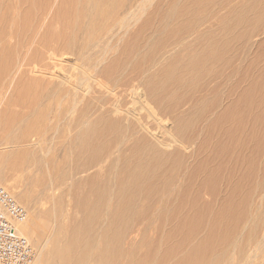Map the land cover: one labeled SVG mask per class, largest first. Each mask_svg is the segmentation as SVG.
Listing matches in <instances>:
<instances>
[{
	"label": "rangeland",
	"instance_id": "obj_1",
	"mask_svg": "<svg viewBox=\"0 0 264 264\" xmlns=\"http://www.w3.org/2000/svg\"><path fill=\"white\" fill-rule=\"evenodd\" d=\"M171 1L172 0H152V1L148 0L144 5H141L139 7L135 5L132 8L127 9L128 10V11L126 10L127 12L119 10L118 16H116V12H112L111 16H108L104 19L97 17L95 15V20H98V22L90 23L89 22L90 18L88 17H90L91 14L93 13L94 6L91 5L90 3H87L86 0H0V172L2 175L3 182L6 183V184L0 183V185L5 186L6 188H7L6 185H11L17 192H19V194L22 195L23 193V196L24 197L26 196V198L29 199L27 200L28 201L27 204H23L26 205L25 207L28 210L29 223L31 225H36V226L38 225L40 228L39 230H37L35 240L33 239L30 240L28 238L32 243V245L34 246L35 250L37 251L36 253H38L37 259L32 264H36L37 260H40V263L38 264H62V261L57 257L53 258V256L51 257L49 256L50 258L46 259L43 256V253L41 254L40 248L41 245L45 243L48 244L50 247L52 243L56 242V239H57L56 243L58 242L61 243L59 238L55 236L56 233L54 228H56L57 223L55 222L56 217L54 213L53 204H55L54 203L55 198L59 197L60 195L59 193L62 191H66L65 188L70 184V180L66 181V183H59L56 180V184L54 180L56 179L58 174L59 175L61 174L62 170L68 169L69 167L71 168L72 165L76 161H78L76 160L77 156L75 154H77L78 151L80 152V149L81 150L83 149L80 147L81 146V142H80L81 140L79 139L80 135L76 133L77 129L75 130L79 118L82 119V117L88 116L90 113L91 115H93L91 117H94L96 115L95 112L96 108L97 109L99 108L98 109L99 111L100 110L104 111L106 109L115 107L119 103V100H117L116 98L117 97L116 94H114V91H112L111 89L112 85L110 86L109 84H112L114 81L120 80L121 77L126 74L125 72L129 70L128 67L129 64L128 61H130L129 59L132 57H136L134 55V51L132 50L134 43L139 42L140 39L142 38L144 39L149 38L154 41L157 40L159 41L161 35L155 34L153 32V28L151 25H155L157 21L160 20V17H162L164 12L167 13V9L172 11L173 7L172 5H169ZM178 1L179 2L181 1V3H179L181 4L180 6H182L183 4L181 9H179L180 6L178 5L179 8H177L175 11L177 15L180 16V14L178 13L181 12L183 8L185 9L186 6H184L185 4L182 2L183 0H178ZM210 4L211 3L207 4L206 6L209 8V6H211ZM155 12L158 13L157 16H155ZM222 13L223 14L226 13L225 9L219 11L218 17H220ZM123 15L125 16L124 18ZM177 15L174 16L176 17L174 18L175 23L174 21L168 20V23L169 24L171 23L169 25L170 27L169 26L167 27L168 29L170 28V30L167 29L168 32L176 31L180 28L182 32L184 31V28L182 27L183 24L179 21V19L178 21L180 22V24H178L179 22L177 21L178 18ZM116 19L121 21H118L117 25L113 28V30L108 31V27L110 23L113 20L116 21ZM167 31H165V35ZM171 36H167V38H165L162 35L161 38L163 37L164 39L163 42L165 41L167 42L170 40ZM98 41H100L101 44ZM97 43L99 44L98 46ZM196 47L197 46L194 45L191 48V52ZM103 48L104 51H101L103 50ZM183 53L186 54V52H182V55H184ZM226 57H228L231 61H233L232 60L234 57L233 55ZM220 58L222 59L223 56L221 57L216 56L214 59V62L216 61V63L214 64L213 62L212 64H210L211 66L209 67H212L214 70L213 71L212 68H210L212 73L210 70L206 71V73L209 75L205 73L206 75L203 78V80L204 79L206 80V81L204 80L203 82L204 88L194 92L193 99L188 100V102L178 111H174L166 115L165 117L167 118L164 117L165 119L168 120L169 118L170 119L175 118L176 116H178V114L179 115L184 114L185 117H181L182 119L181 123L187 125V128L185 127L181 133L176 134L180 136V139L178 137H175L174 135L171 138L172 141H176V139H178L180 146L178 148L179 152H182L184 150V147L188 145L187 149L189 148V150H187L186 153L187 156L189 157L187 158L185 157L186 159L184 161L185 164L181 167H177L176 165H170L169 163H166L165 165H163L160 172L161 178L159 179L158 188H166L167 186L169 187L170 185H172L171 187H173L174 191L171 192V194H169L168 192L162 190L160 195L158 196L157 188L154 187L149 189V193L147 197L141 198L139 203L138 201H136L138 204L135 202L136 207L138 206L140 208L137 209L136 207H134V210L132 211L133 213L131 211L130 212L125 211L126 213L128 212V214L122 215L125 212L122 211L124 212L122 213L121 210L118 211L119 214H118V218L115 217L116 218L115 223L117 220H119L117 222H119L118 224H120V226L117 223L116 226L115 223H113L112 225L118 230L113 228L112 226H111L112 229L109 228L110 226H106L108 225L107 224L108 217L105 216L104 218L103 215L104 212L103 214L101 212V215H103L101 216L100 213L99 214L98 212L94 213L91 211V209H88V208H92L90 202L93 205V202H95L96 198H94L93 196L87 197L88 200H90L89 205L91 206L88 207L87 209L88 211L90 210V212H92L91 214L92 218H94L98 214V218L100 220L97 217L94 219L97 222L99 220L102 223L99 222L94 223L95 220L93 221L92 218L90 219L91 217L89 216L90 212H88L89 215L87 214V212L86 213L84 212L85 214L84 215L83 213H76L75 211L74 212L69 211L72 213V215L71 213H69L67 215L68 219H66L65 217L63 219V222L66 221L65 223L67 224V227L70 225L69 224L70 222H72V224H75V226L77 227L79 226L78 224L79 221L85 223V221L87 222V219L89 217L88 222L85 223L86 225L79 222L81 224V229L82 227L84 228L85 226H87L88 223H90L89 225H91L90 227L89 225L85 227L86 230L85 228L84 230H82L85 233L81 232V235L79 234V238L81 239L82 235L84 236L85 234L84 240L83 239L82 240L88 242L89 241L88 239H90L89 237H93L91 235L93 231L92 234L94 235V238L93 239L91 238V241L94 240L95 238H97L98 240L101 238L100 240L102 241L103 239L102 237H100L101 234L100 232L106 231L105 236L107 237L109 242L106 240L105 242L106 243L108 242L106 245V243L102 241L103 244H105V245L102 244L103 245L102 247V245H100L102 242L97 241L95 239L94 241L95 242L97 241L96 245H98L99 244L98 242H100L99 244L101 248L100 250H98L99 245L96 246L93 241L92 242L94 244L92 243L91 245H88L89 248L87 247L86 248L87 250L85 249L79 250V248H82L81 245L78 248L79 250L78 255H80L81 258L85 257L82 255H88L86 256V259L84 258V260H87L89 257L88 259L89 262L91 261L90 259H92L91 257H94V260L97 261V264H101L100 262H102V264H107V263L119 264L120 262H123L125 264H136L137 262H138L137 264L140 263L149 264V262L150 264H155V263L159 264V262L161 261L160 259H162L161 257L162 256L164 257L166 254L165 250L168 251L170 250L169 248L175 247L177 244L179 245L182 244L181 242L183 241L184 236H186V234L190 233L191 230L194 229L196 230V233L193 238L189 237L188 243L190 245L192 244L196 245L200 243L202 245H205L203 244L204 241L208 246L214 245L219 247L220 245V242H218L219 238L229 239L231 237H234L238 233L239 234L243 233L242 236L245 240L249 234L251 226L249 224L248 219H241V220L240 218H238V220L236 219V215L239 212V209L240 211L243 212L245 211V209L247 210V208L252 207V210L255 209V212L256 213L258 212V215L259 214L263 215L262 217L263 219L261 222V224L263 225L264 153H262L258 149L253 150L251 147L244 146L245 148L246 147L247 148L242 149V147L239 146L240 145L239 143L241 141L243 142V140H244L243 143L245 144L246 137H243V140L242 138L239 137V133L237 130L238 128L236 127L237 123L241 122L242 120L241 123L244 124L245 122L248 121L247 118L249 119L250 115L246 113L244 116L240 115L241 118L239 116L237 117L238 113L236 112L237 110L235 109L234 102L239 99L238 96L240 94V89L238 90V92L236 91L234 93H231L232 91L231 88L236 79L235 77L233 78L232 81H225L226 76L228 77V75L232 72L231 70L232 66L241 65L242 67L244 66V68L246 69L249 59L248 61H246L245 56L239 57L236 60H234L231 65L223 68L222 62L224 61V59L220 61L221 60ZM160 66L161 65L157 67V65H155L152 66L149 70H147V73H149V75L151 74V77H153L151 78V80H149L151 83L157 82L160 78L162 79V76H164L165 71L163 65L161 67ZM217 66L219 67L217 68ZM125 67L128 68L125 71H122V69ZM46 68H48V70ZM50 68L51 71L49 70ZM217 69L218 71H215ZM56 70L58 71V73L57 72L55 73ZM77 70L80 74L84 75L83 78L85 81L81 79L82 80L81 82V80L80 81L78 80L79 78L77 79V76L79 77L80 75L79 73L77 74ZM82 75L80 77H82ZM156 75L158 76V78ZM200 76L201 74L197 75L195 78H199ZM142 78H144L143 75L142 77L141 76L137 77V79L134 82L135 84L132 83L130 85V88L132 89L133 87H135L136 83ZM71 80H73L74 82L76 81V83H74ZM86 80H88V82ZM164 80L165 79H163V81ZM195 82L197 83L198 80ZM70 83L72 84V87ZM231 83L232 86H230ZM86 88L88 89V91ZM242 88L243 85L241 86V89ZM176 91L173 93V96L175 97L174 99L175 101L180 99L181 96L184 94V89L183 91H181V89L179 91L177 89ZM72 92H74V95ZM187 92H189V90L185 91L184 95H187ZM190 93L191 92H189L188 95H190ZM74 96L75 99L73 98ZM193 103L196 104V106ZM191 104L192 106L189 107ZM243 105L246 106L244 103ZM228 107L230 108L232 107L231 110ZM195 108L197 111L195 110ZM224 109H228L229 112H227ZM70 110L71 111L74 110V111L70 112ZM223 111H225V114H222ZM231 111H233V113ZM185 112L187 113L185 114ZM229 113L231 116L229 115ZM80 115H82V117ZM232 115L234 116V118ZM226 116H229L230 118ZM164 118L162 119L163 122L162 120H160L161 122L159 121L160 122L158 123L159 126L163 125L165 121ZM130 121L131 119L128 118L127 125L130 124ZM180 121H176V122L180 123ZM231 127L233 128L230 129ZM236 132L237 134H235ZM219 139H221L222 142ZM72 143L75 145L73 146ZM200 144H202L201 148H199ZM250 148L252 149L251 151ZM239 150L240 151L243 150L241 151V154L243 155L242 157L245 158V162L243 161L244 163H242L241 161L239 162L236 161L237 160L236 155L231 156L232 153L238 152ZM114 154L116 153H113V155ZM41 157L44 159H42ZM230 157L231 158L234 157V158L231 159ZM31 159L45 160V162L48 164L45 165L47 166L46 167L47 170H45L46 169L45 166L39 167V164L38 163L36 164V162L32 161ZM186 164L187 166H185ZM235 168H237V170H235L236 172L235 177L240 175L246 177L248 175L246 180L239 179L237 181L235 178L231 183L225 182L224 179L227 178L233 172L232 170H234ZM248 178L249 180H247ZM261 181L263 184L261 183ZM99 182L101 186L102 182L101 181ZM238 185L240 186V188H238L239 187ZM254 186L255 189L257 186L256 190L254 189ZM212 187L216 188L217 190L218 189L221 190L222 192L221 194L223 193L226 194L227 192L228 195L230 196H225V198H223L224 199V203H223L222 200L220 199H217V201H215L214 197L202 193L204 189L207 188L211 189ZM199 193H201V195H199ZM13 195L15 196L14 193ZM251 195L253 197H251ZM155 196L156 198H154ZM15 198L17 199L16 196ZM67 198H68V202H67ZM194 199L196 200V202H194L195 201ZM233 199H235L237 203ZM239 199H241V201L244 200L242 203V207L239 204L240 202H238ZM260 199H262V201ZM18 201L20 202V200ZM64 201L65 203L67 204L69 203L71 205L72 202L74 203V201L68 196L67 197L65 196L63 198V202ZM165 202L169 203L170 205L166 204L168 207H165L163 205ZM192 202L195 203L194 204L195 206L193 205ZM259 202H261L260 205L258 204ZM20 203L22 204L23 202ZM189 204L190 207L191 206L196 207L198 204V206L196 207L197 209L195 208L196 211L194 210V207L190 208ZM201 208L203 209V211ZM228 209L231 211H229ZM140 212L142 213L141 217H139ZM219 212H221V214ZM86 215H88L87 218ZM131 215H136V216H131ZM52 216L54 219L52 218ZM124 216L125 219L126 218L132 219L130 220L131 222L130 221L126 222L128 219L124 221L125 220L123 218ZM146 217L148 219H146ZM70 219L71 221H69ZM106 219L107 221L104 223L102 220L105 221ZM74 220L78 225L75 223ZM230 220L235 222L232 223ZM121 221H124L125 223L124 222L121 223ZM205 221H207V223ZM129 223L130 226L128 225ZM92 224L93 225L96 224V225L93 227ZM124 224L125 227H123ZM167 225L168 227H166ZM179 225L181 226V228ZM233 225L234 227H232ZM96 226L98 227L101 226L103 227V229L105 226V229L103 231H100V229L98 227L97 229ZM246 226L249 229H247ZM119 227L125 228L124 229L125 231L122 228L119 229ZM129 227L130 230L128 229L129 231H127V228ZM106 229L108 231L110 229V231L112 232L109 231L110 232L109 233ZM115 230L116 233L113 232ZM86 231L89 233H87ZM96 231L98 233L95 236ZM107 232L109 234L106 235ZM124 232H126V234ZM133 232H135V235H133L134 234ZM111 233L112 234L114 233V235L115 234L116 235L115 236L111 235L113 237L110 238ZM120 233H122L121 235L123 236L125 234L124 237L122 236L124 238L123 240L122 237H120L121 235L118 236V234ZM86 234L87 237L88 236L89 237L86 238L85 240ZM207 236L210 237L208 238ZM118 237H120L119 239L121 245L116 244L117 242H119ZM112 238L114 239L113 241H111ZM121 240L124 242H121ZM109 243L111 244V246L113 244L112 248L111 246L108 247V245H110ZM131 245L135 247H132ZM238 245L239 244H237V246ZM92 246H95L98 252L95 250L96 249L95 247H93L95 251L93 252ZM126 246L129 248H127ZM114 247H116L115 250H117L118 248L119 250L123 248L128 249L131 255L133 253V257L135 259L130 258L132 256L127 255L128 253L126 252L123 257L122 256L117 257L113 255ZM131 247L133 249H131ZM109 248L111 249V251L109 250V253L106 252L107 256L106 255L104 256L105 253L103 254V251L104 252L105 250L108 251ZM100 251L102 252L103 255L102 257H100L101 256ZM157 252L159 256L156 255ZM93 253H95L96 255L93 256ZM108 255H110L111 257L110 256L108 257ZM127 256H129V258ZM153 256L154 257L157 256L156 258L158 261L154 260ZM97 257H100L101 259L99 258L100 260H98ZM104 257L107 260H104ZM116 257L118 260H116ZM110 258L111 259L113 258L115 262L113 261V259L111 260ZM145 258L146 259L149 258V260L145 261ZM263 258H264V254L261 253L255 258L253 264H264ZM52 259H54L55 262ZM73 259L70 264H73L75 259L77 260L76 257L74 260ZM152 259L155 261V263L152 262L153 261ZM76 260L74 264H79V263L84 264L83 263L84 261L82 262L81 260L79 261L77 260L76 262ZM135 260L137 262H135Z\"/></svg>",
	"mask_w": 264,
	"mask_h": 264
},
{
	"label": "bare ground",
	"instance_id": "obj_2",
	"mask_svg": "<svg viewBox=\"0 0 264 264\" xmlns=\"http://www.w3.org/2000/svg\"><path fill=\"white\" fill-rule=\"evenodd\" d=\"M86 1H87V3H90L91 5L94 6L93 13L91 14L90 17H88V18H90L89 22L90 23H96V22H98V20H95V15L97 17L104 19L108 16H111L112 12H116V16H118L119 10L126 11L127 9H130L135 5L139 7L141 5H144L148 0H86ZM182 2L185 4L184 6H186V8L185 9L183 8V10H181V12L178 13V14H180V16H178L175 11L177 8H179L178 5L179 6L181 5V4H179V3H181V1L179 2L178 0H172L171 3L169 4V5H172V7H173L172 11L167 9V13L164 12L165 15L163 14L162 17H160V20H158L155 25H151L153 28V32L157 35H161V36L163 35V37H165V38H167V36L172 35L169 41L163 42L164 39H163V37L161 38V36H160L159 41L158 40L154 41V40L149 39V38H145V39L142 38V39H140L139 42L134 43L132 50L134 51V55L136 57H132L129 59L130 60V61H128L129 70L127 72H125L126 74L124 76H122L121 79L119 78L120 80L114 81L112 84H109L110 86L112 85L111 89H112V91H114V94H116V96H117L116 98H117V100H119V103L117 102L118 104L116 106L114 105L115 107L106 109L104 111H101V110L99 111L98 110L99 108L98 109L96 108V111H95L96 115L94 117H91V116H93V115H91V113L88 116H84L85 118L82 117V115H80L82 117V119L79 118V120L77 122V126L75 125L76 126L75 130L77 129L76 133H78L80 135L79 139L81 141L79 139L78 140L81 142L80 147L83 149L82 150L80 149V152L78 151L79 153L77 152V154H75L77 156L76 160H78V161H76L72 165L71 168L69 167L68 169L62 170L61 174L60 175L58 174V176L54 180L55 184H56V180L59 183H66V181L70 180V184L65 188L66 191L60 192L59 197H57L58 196L57 195L56 196L57 198H55V200H54L55 204H53L54 205V213H55V217H56L55 222L57 223L56 228H54L55 233H56L55 236H57L59 238L61 243H59V242L56 243L57 239L55 238L56 242L52 243V245L50 247L46 243L41 245L40 252H41V254L43 253V256L46 259L53 256V258L54 257L59 258L62 261V264H70L72 259L73 258L75 259V257H76L78 261L79 260H81L82 262L84 261L83 262L84 264H97V261L94 260V257H91L92 258V259H90L91 261L88 262L89 257L87 260H84V258L86 259V256H88V255H82V256H85L84 258H81L80 255H78V251L80 249L87 250L86 248L87 247L89 248L88 245H91L93 242L96 245L97 241H101L100 240L101 238L99 240L97 238H95L97 240L96 242L94 241L95 239L92 240L93 242L91 241V238L92 239L94 238V235L92 234L93 233L92 230H90V231H92L91 235L93 237L88 236L90 238V239H88L89 241L88 242L83 241L84 236H85V234H84L85 232L82 230H84V228L90 224V223H88L87 226H85L86 225L85 223H87L88 219H89L88 212H90V210L88 211V209H91V211L94 213L98 212V214L100 213V215H101V212H102V214L104 212V214H103L104 218H105V216L108 217V223H107L108 225H106V226H110L109 228L112 229V227L115 228L112 225H113V223H115V220H116L115 217L118 218V214H119L118 211L121 210V212L122 211H124V212L125 211H128V212L131 211L132 212L134 210V207H136L135 202L138 201V203H139L141 198L147 197V195L149 193V189L154 188V187L157 188L158 189L157 190L158 196L160 195L162 190H164L165 192H168L169 194H171V192L174 191L173 187H171L172 185H170L169 187L167 186L166 188H158L159 179L161 178L160 172H161L163 165H165L166 163H169L170 165H176L177 167H181L185 164L184 163V161L186 160L185 157L186 158L189 157V156H187V153H186V151L189 150V148L187 149L188 145H186L184 147V150L182 152H179L178 148L180 146H179L178 139H176V141H172L171 138L174 135L175 137H178L180 139V136H178L176 134L181 133L185 127L187 128V125L181 123L182 122L181 117H185L184 114L183 115L178 114V116L175 115L176 116L175 118H173V119L169 118L168 120L165 119V118H167L165 116L174 112V111H178L180 108H182L188 102V100L193 99V97H194L193 93L194 92L199 91V90L204 88L203 82L205 79L203 80V78L207 74L206 71H209V70L211 71L210 68H212V67H209V66H211L210 64H212L214 62V59L216 56L217 57L223 56V58H222V59H224V61L222 62L223 68L231 65L232 62L239 57L245 56L246 61H248V59H249L247 66H246V69L244 68V66L242 67L241 65L232 66V68H231L232 72L228 75V77L225 74V76H226L225 81H232L233 78L235 77L236 79H235L233 86H232V83L230 85V86H232L231 93H234L236 91L238 92V90L240 89V94L238 96L239 101L236 100L237 102L236 101L234 102L235 103V109L237 110L236 112L238 113L237 117L238 116L240 117V115L244 116L246 113L250 115L249 119L247 118L248 121L245 122L244 124L241 123L242 122V120L240 119L241 117L239 118L241 120V122L237 123L236 127L238 128L237 130L239 133V137L242 138V140H243V137H246L245 138L246 139L245 144L243 143L244 140L242 142L240 139V141L242 143L240 142L239 146H241L242 149H246L247 147H251L253 150L258 149L259 151L264 153V0H183ZM209 3H211L210 4L211 6H209V8H208L206 5ZM182 6H183V4H182ZM182 6H180L179 9H181ZM224 9H225L226 13L225 14L222 13V15L220 17H218L219 11H222ZM195 12H196V14H195ZM156 13L157 12H155V16L158 15V13L157 14ZM174 14H176L178 17L177 21L179 19V21L184 25V26L182 25V27L184 28L183 32H182L180 27H178L180 29L177 28L178 30H176V31H172V32L167 31V29H168L167 27L171 24V23L170 24L168 23V20L174 21V18H176V17H174V16H176ZM124 17L125 16L123 15V18ZM120 18H121V16H120ZM118 21H121V20H117V19H116V21L113 20L108 27V31L113 30V28L117 25ZM180 22L178 24H180ZM174 23H175V21H174ZM120 25H121V22H120ZM168 30H170V28ZM165 31H167L168 34L166 33V35H165ZM105 35H106V33H105ZM87 36H89V35H87ZM98 42L101 44L100 41H98ZM98 45L99 44L97 43V46ZM194 45L197 47L195 49H193L191 52V48ZM96 48H98V47H96ZM101 51H104V48ZM182 52H186V54L183 53L184 55H182ZM230 55L234 56L232 59L233 61H231L228 57H226V56H230ZM222 59L220 61H222ZM96 60H98V59H96ZM218 60H219V58H218ZM215 63H216V61L214 62V64ZM220 63H219V65H220ZM155 65H157V67L159 65H161V66L163 65L165 72H164V76H162V79L160 78L157 82L151 83L149 80H151V78H153V77H151V74L149 75V73H147V70H149L152 66H155ZM128 67L123 68L122 71H125ZM218 67L219 66H217V68ZM46 69L48 70V68H46ZM49 70L51 71V68ZM212 70H213V68H212ZM160 71H161V69H160ZM215 71H218V69ZM56 72L58 73L57 70L55 71V73ZM86 72H87V70H86ZM44 73H47V72H44ZM78 73L79 72L77 70V74ZM211 73H212V71H211ZM199 74H201V76L199 78H195ZM81 75L82 74H80L79 77L77 76V79L79 78L78 79L79 81L81 79L84 80V78H83L84 75H82V77H80ZM142 75L144 78L140 79L136 83V86L131 89L130 85L135 82L137 77H140V76L142 77ZM207 75H209V74H207ZM52 76H54V75H52ZM55 77H56V75H55ZM73 77H75V76H73ZM85 78H86V76H85ZM157 78H158V76H157ZM115 79H117V78H115ZM163 79H165V80L163 81ZM82 80H81V82H82ZM88 80H89V78H88ZM88 80H86V81L88 82ZM197 80H198V82L196 83L195 81H197ZM71 81H73V80H71ZM107 81H109V80H107ZM69 82H70V80H69ZM100 82H101V80H100ZM74 83H76V81ZM66 85H67V83H66ZM70 85L72 87L71 83H70ZM242 85H243V88L241 89ZM79 86H80V84H79ZM196 88H198V89H196ZM177 89H178V91L180 89H181V91H183V89H184V94H185V91H188V90L191 93H190V95H188L189 92H187L188 96L183 94L180 99L175 101L174 100L175 97L173 96V93ZM224 90H225V88H224ZM69 91H71V90H69ZM87 91H88V89H87ZM87 91H85V92H87ZM72 93L74 95V92H72ZM232 95H234V94H232ZM73 98L75 99V96ZM113 100H111V101H113ZM72 103H74V102H72ZM243 103L246 106H244ZM194 105L196 106V104H194ZM111 106H113V105H111ZM191 106H192V104L189 107H191ZM196 108H198V107H196ZM196 108H195V110H196ZM228 108H230V107H228ZM231 108H230V110H231ZM71 110H70V112L74 111V110L73 111H71ZM224 110L229 112L228 109H224ZM239 110H240V112H239ZM79 111H81V110H79ZM79 111H77V112H79ZM86 111H87V109H86ZM189 112H188V115H189ZM231 112L233 113V111H231ZM97 113H98V115H97ZM186 113L187 112H185V114ZM196 113H198V112H196ZM222 114H225V111H223ZM69 115H71V114H69ZM229 115H230V113H229ZM80 116H78V117H80ZM226 117L230 118L229 116H226ZM128 118L131 119L129 125H127ZM163 118L165 119V121H164L163 125L159 126L158 123H160L161 122L160 120H162ZM233 118H234V116H233ZM233 118H231V119H233ZM222 119H223V117H222ZM233 120H235V119H233ZM176 121H180V123H177ZM162 122H163V120H162ZM228 122H229V120H228ZM233 127H231L230 129H232ZM68 128H69V126H68ZM208 130H210V129H208ZM228 131H229V129H228ZM232 133H234V132H232ZM235 134H237V132ZM219 140H221V139H219ZM234 140H235V137H234ZM74 142H76V141H74ZM221 142H222V140H221ZM74 145L75 144H73V146ZM19 146H21V145H19ZM244 146H247V147L245 148ZM201 147H202V144L199 145V148H201ZM237 147H238V144H237ZM251 148H250V151L252 150ZM71 149H72V147H71ZM73 150H75V149H73ZM73 150H72V152H73ZM241 151H243V150H241ZM241 151L239 150L238 152L232 153L231 156L236 155V158H237L236 161H238V162L241 161L242 163H244L245 158L242 157L243 155L241 154ZM75 153H76V151H75ZM113 153H116V154L113 155ZM40 155H42V154H40ZM232 158H234V157H232ZM42 159H44V158H42ZM31 160L36 162V164L38 163L39 167H44L47 164L45 162V160H35V159H31ZM185 166H187V164ZM46 167L47 166H45V168ZM237 168L232 170L233 171L231 173L232 175L230 174L227 178L224 179L225 182L231 183L233 181V179H235V178L237 181L239 179L240 180L241 179L246 180L248 175L246 177H244L243 175L235 177V175H236L235 170H237ZM45 170H47V168ZM222 176H223V174H222ZM242 176H243V178H242ZM247 180H249V178ZM99 181L102 182L101 186H100ZM177 181H178V179H177ZM0 183H4L2 180L1 172H0ZM51 183H53V182H51ZM261 183H262V181H261ZM4 184H6V183H4ZM6 186L8 189L5 186H3V187H5L12 195L14 193L15 196L17 197V199L20 200V202H23L22 204H27V202H28L27 200H29V199H27L26 196L24 197L23 193H22V195L19 194V192H17L11 185H6ZM50 186H51V184H50ZM208 186H209V184H208ZM214 187H212L211 189H208V188L204 189L202 193L208 194L211 197H214L215 201H217V199H220L224 203L223 198H225V196H230V195H228L227 192H226V194H224V193L221 194L222 193L221 190H219V189L217 190ZM50 188H52V187H50ZM238 188H240V186ZM254 189H255V186H254ZM256 189H257V186H256ZM233 190H234V187H233ZM65 194H67V195H65ZM199 195H201V193H199ZM65 196L70 197L74 201V203L72 202V205H71L69 203L68 204L65 203V201L63 202V198ZM90 196H93L94 198H96L95 202H93V205L90 202V205L92 206V208H88V207H91L89 205L90 200H88V198H87ZM234 196H236V195H234ZM251 197H253V196L251 195ZM154 198H156V196ZM168 199H169V197H168ZM195 199H198V198H195ZM64 200H66V199H64ZM233 200H235V199H233ZM260 200L262 201V199H260ZM243 201L244 200L241 201V199H239V201H238V202H240L239 204L241 207H242ZM51 202H52V200H51ZM67 202H68V198H67ZM194 202H196V200ZM231 202H233V201H231ZM204 203H206V202H204ZM236 203H237V201H236ZM260 203L261 202H259L258 204L260 205ZM113 204H114V206H113ZM166 204H169V203L165 202L163 205L165 207H168ZM194 204L195 203H193V205ZM24 206H26V205H24ZM194 206L190 207V204H189L190 208H192ZM197 206H198V204H197ZM223 206H224V204H223ZM196 207H194V210ZM202 207H203V205H202ZM136 208L138 209L140 207L137 206ZM234 208H235V206H234ZM69 211H71V212L75 211L76 213H83V214H84V212L85 213L87 212V214H88V215H86V218L88 217L87 222L85 221V223H84L82 221H79L82 224H85L84 228L82 227V229H81V224L79 222H78V224L80 227L79 226L76 227L75 224H72V222H70V223L67 222L70 224L67 227V224L65 223L66 221L63 222V219L65 217H66V219H68L67 215L69 213H71ZM202 211H203V209H202ZM229 211H231V210H229ZM92 212H90V215H89V216H91L90 219L92 218V215H91ZM124 212H122V213H124ZM128 212L127 213L125 212L124 214L121 213V214L127 215ZM199 212H201V211H199ZM259 212H260V210H259ZM219 213L221 214V212H219ZM98 214L94 218H96V217L98 218ZM141 214L142 213L140 212L139 217H141ZM71 215H72V213H71ZM103 215H101V216H103ZM136 215H131V216H136ZM159 216H160V214H159ZM262 217H263V215H261V214L258 215V212L256 213L255 209L252 210V207L247 208V210L245 209V211H243V212L240 211V209H239V212L236 215V219L237 220H238V218H240V220L241 219H248L249 224L251 226L248 236L246 237L245 240L242 236L243 233H240V234L238 233L237 235H235L234 237H231L229 239H226V238L225 239L224 238L218 239V238H216L219 240L218 242H220L219 247L214 246V245L208 246V245H206V243L203 240H202L203 244H205V245H202L201 243L196 244V245H193V244L190 245L188 243L189 237L193 238L195 236V233H196L195 229L191 230L190 233H188V234H186V236H184V239L181 242L182 244H180V245L177 244L175 247L169 248L170 250H168V251L165 250L166 254L164 257L163 256L161 257L162 259H160L161 261L159 262V264H253L255 258L258 255H260L261 253L264 254V226H263L264 221H263V225H262L261 224L262 219H263ZM52 218H53V216H52ZM94 218H92L93 221L95 220ZM123 218L125 219V216ZM123 218H122V220H123ZM120 219H121V216H120ZM126 219H128V218H126ZM126 219L124 221H126ZM137 219H138V217H137ZM146 219H148V218L146 217ZM203 219H204V217H203ZM236 219H233V220H236ZM99 220H98V222L102 223ZM130 220H132V219L129 218L126 222H128ZM69 221H71V219ZM95 221H94V223H98L97 221L96 222ZM102 221L105 223L107 221V219L105 221L104 220H102ZM117 221H119V220H117ZM117 221H116V223L118 224L119 222H117ZM124 221H121V223ZM165 222H166V220H165ZM205 222L207 223V221H205ZM231 222L234 223L235 221H231ZM239 222H241V221H239ZM75 223H76V221H75ZM116 223H115V226L117 225ZM95 225L92 224L93 227ZM118 225L120 226V224H118ZM126 225H127V223H126ZM128 225L130 226V223ZM160 225H161V223H160ZM90 226L91 225H89V227ZM192 226H193V224H192ZM97 227L98 226H96V228ZM123 227H125V224ZM123 227H119V229L122 228L124 230L125 228H123ZM166 227H168V225ZM232 227H234V225ZM244 227H243V229H244ZM98 228L100 229V231H103L105 229V226H104V229L101 226ZM180 228H181V226H180ZM238 228H239V226H238ZM246 228H247V226H246ZM39 229L40 228L38 225L37 226L31 225L29 223V218H28V220L25 224L18 227V232L20 234H22L23 236H25L27 239L29 238L30 240L31 239L35 240L37 230H39ZM110 229H109V231H110ZM115 229H117V228H115ZM128 229L130 230V227L127 228V231H129ZM138 229H140V228H138ZM247 229H249V228H247ZM85 230H86V228H85ZM97 231H96V233L94 232L95 236L98 233ZM81 232H84V233H82V234H84V236L82 235L83 238L81 237V239H80L79 234L81 235ZM105 232L106 231L100 232L101 234L103 233L102 235L100 234V237H102V239H103L102 241H104V242L106 240L108 241L107 237L105 236ZM108 232L106 233V235L112 231H110L109 233ZM113 232L116 233V230ZM126 232H124V233L126 234ZM170 232H171V230H170ZM232 232H234V231H232ZM87 233H89V232H87ZM114 233L110 234V238L113 237L111 235H114ZM133 233H134L133 235H135V232H133ZM121 234L122 233L118 234V236H120ZM125 234H124V236H125ZM212 234H215V233H212ZM212 234H211V236H212ZM128 235H129V233H128ZM122 236L123 235H121L120 237H122ZM88 237L86 234L85 240ZM120 237H118L119 242H117L116 244H120V239H119ZM123 237H122V240L124 239ZM162 237H163V235H162ZM98 238H99V235H98ZM195 238H197V237H195ZM128 239H129V237H128ZM30 240H29V242H30ZM113 240L114 239L112 238L111 241H113ZM116 240H115V242H116ZM122 240H121V242H124ZM243 241H244V243H243ZM133 242H134V240H133ZM98 243L100 244V242H98ZM107 243H106V245H107ZM102 244H103V242L100 245H102ZM237 244H239V245L237 246ZM98 245H96V246H98ZM100 245L98 246L99 247L98 250L101 249ZM103 245H105V244H103ZM103 245H102V247H103ZM80 246L82 248H79ZM110 246H111V244L108 245V247H110ZM112 246H113V244H112ZM112 246H111V248H112ZM137 246H139V245H137ZM93 247H95V246H92V249H93ZM132 247H135V246H132ZM132 247H131V249H133ZM78 248H79V250H78ZM115 248L116 247H114V251L112 250L113 255H115L117 257H121V256L123 257L125 252H126V253H128L127 255L132 256L130 258H134L133 253L131 255V253H129L128 249L123 248V249L119 250V248L117 247L118 249L115 250ZM127 248H129V247H127ZM95 250L98 252L97 248ZM106 250H107V248H106ZM106 250H105V252L103 251V254L105 253L104 256L107 254L106 252L109 253V250L111 251L110 248L108 249V251H106ZM158 250H159V248H158ZM93 252H95L94 249H93ZM97 252H96V254H97ZM132 252H133V250H132ZM135 252H136V249H135ZM141 252H142V250H141ZM153 252H154V250H153ZM84 253H86V252H84ZM90 253H88V254H90ZM100 253H101L100 257H102L103 256L102 252L100 251ZM96 254L93 253V256ZM111 254H112V252H111ZM37 255H38V253H36L34 261L37 259V257H38ZM110 255H108V257ZM156 255H158V252ZM100 257H97L98 260L101 259ZM117 257H116V260H118ZM127 257L129 258V256H127ZM156 257L157 256L154 257V260H157ZM79 258H81V259H79ZM114 259H113V261H114ZM52 260H54V259H52ZM75 260H74V263H75ZM77 260H76V262H77ZM104 260H107V259H105V257H104ZM148 260H149V258H147V259L145 258V261H148ZM154 260L152 261L153 263H155ZM54 262H55V260H54ZM135 262H137V261L135 260ZM140 262H141V260H140ZM38 263H40V260H37L36 264H38ZM100 263L102 264V262H100ZM119 264H125V263L120 262ZM149 264H150V262H149Z\"/></svg>",
	"mask_w": 264,
	"mask_h": 264
},
{
	"label": "built area",
	"instance_id": "obj_3",
	"mask_svg": "<svg viewBox=\"0 0 264 264\" xmlns=\"http://www.w3.org/2000/svg\"><path fill=\"white\" fill-rule=\"evenodd\" d=\"M28 220V210L0 185V264H32L36 250L18 232Z\"/></svg>",
	"mask_w": 264,
	"mask_h": 264
}]
</instances>
